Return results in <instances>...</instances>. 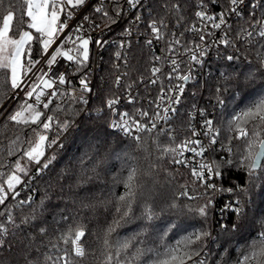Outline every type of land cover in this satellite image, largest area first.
I'll use <instances>...</instances> for the list:
<instances>
[{"label": "trees", "instance_id": "trees-1", "mask_svg": "<svg viewBox=\"0 0 264 264\" xmlns=\"http://www.w3.org/2000/svg\"><path fill=\"white\" fill-rule=\"evenodd\" d=\"M216 1L225 2L212 0L207 9L217 8ZM172 4L181 5L180 11H174ZM14 6L16 0H4L0 26L4 9ZM199 6L200 0H150L151 16L163 18L166 30H185L196 19ZM181 14L183 19L177 23ZM19 19L17 12L13 28ZM24 20L27 22L26 16ZM246 25L242 20L241 26ZM40 48L32 43L33 61L42 56ZM248 54L250 61L221 59L214 63L216 75L191 100L205 107L219 127L212 155L221 173V198H216L215 187H208L210 184L193 175L192 169L174 163L176 153L162 151L174 148L187 135L185 109L172 121L171 138L161 133L160 127L137 141L112 130L108 113L95 111L97 102L81 116V89L71 80L64 89L68 96H58L49 110L41 106L46 115L55 117L47 133L49 139L58 137L62 147L46 149V156L54 153L56 158L39 176H35L36 165L29 164L34 178H24L26 185L17 186L19 196L6 201L19 227L8 225V234L0 237L4 241L0 264H52L65 251L72 264H153L169 259L164 255L168 249L179 245L183 251L186 238L198 232L207 235L189 250H199L206 264H243L244 257L253 252L257 255L252 264H260L264 259L259 255L264 249V238H259L264 231V161L259 170L253 171L245 157L249 144L255 154L264 141V123L254 115L255 105L264 99V38L251 45ZM14 90L10 72L0 70V172L5 174L18 160L26 162L22 156L24 144L14 143L17 138L26 141L32 128L40 131L37 125H16L7 119L24 100V95L11 99ZM250 109L253 114H248ZM56 121H68V129L60 132ZM241 130L246 135L242 136ZM10 149L12 155L8 154ZM131 168L137 170L134 194L121 201L119 198L126 196L124 182ZM213 199L222 213L214 210ZM22 200L28 202L17 207ZM226 202H230L228 209ZM237 204L244 207L242 216L234 211ZM205 205L206 217L199 212ZM4 208L0 205V211ZM4 219L0 217V222ZM78 228L84 231L82 257L75 256L70 240L66 244L62 239L70 229L74 238ZM125 242L128 247L122 248ZM58 264L64 262L59 260Z\"/></svg>", "mask_w": 264, "mask_h": 264}, {"label": "snow or ice", "instance_id": "snow-or-ice-1", "mask_svg": "<svg viewBox=\"0 0 264 264\" xmlns=\"http://www.w3.org/2000/svg\"><path fill=\"white\" fill-rule=\"evenodd\" d=\"M110 3L116 5L114 14L110 15L109 11L104 7V0H100L99 6L94 8V12L99 13L104 17L109 23L115 22V17H118L121 14V9L117 3V0H109ZM85 3V0H16V6L4 9L6 14L2 17V26H0V70H6L10 72L11 77V87L13 89H19L24 93V100L21 102L19 108L14 111L11 115L7 117L9 121L15 122L16 125H24L31 126L37 125L40 128V131H37L36 128L31 129L30 138L26 141L22 140L20 137L17 138V141L14 143H23L24 150L22 152V156L26 157V162L21 163L19 160L15 163L14 168L11 169L10 172L5 174L4 172H0V205H4V211H0V217H4L5 219L0 222V237L6 236L9 232L8 225L12 227H19L16 224L15 218L12 214V209L9 208L6 204V201L11 197V199L15 200L17 196H19V191L17 190V185H25L26 181L24 178L33 179L34 176L31 174L30 169L28 167L29 164H35V176H39L45 170L49 168V166L55 160V154L53 153L51 156H46V149H51L54 146L62 147L58 143V137L56 139H49L47 133L52 128L53 122L55 121V117L52 115H46L44 111L41 110V105L43 110H49L50 105L53 104V101L58 97H66L69 93L66 90H62L60 86L66 85L70 83L67 78L66 72H61L58 77L54 78L50 76V71L52 66L58 64V58L63 57L65 61H67V68H73L76 72H81L82 69L85 68L90 59V51L89 44L90 42H94L96 45L103 47L104 41L95 40L92 41L91 37L82 36L80 33L83 31V25L77 26V28L71 30L75 33L67 34L65 38L60 39L59 43L56 47L52 48V45L57 42L59 33L63 32L67 27V19H71L72 12L68 11L66 13L67 19L61 21V14H65L66 7L76 8ZM127 3L132 8H138L142 4V0H127ZM212 3V0H200L199 10L195 12V16L200 21L211 22V27L213 28H224L227 29V17L229 15H242L241 6L247 4L250 9L249 16L252 18L253 31H248L247 36L253 37L255 34V26H259L258 35L261 38H264V16L260 18L256 17V10L261 9L264 10V0H228V9L227 12H221L218 15L210 14L207 10V6ZM4 7V0H0V9ZM174 11L179 12L181 5L172 4L170 6ZM20 13V19L16 23L13 28V21L16 17V13ZM27 17L30 22H25L24 17ZM89 17L85 16L84 20H88ZM183 16H177V23L182 21ZM141 20V16H136L135 22H139ZM92 27L99 28L100 25H92ZM151 34L156 40L163 39V31L162 29L167 27L165 20L161 18L160 20L152 19L150 24L148 25ZM207 27V26H206ZM28 29V30H26ZM34 30L36 34H33ZM187 31L193 33H199V41L201 43H192L191 46L187 44H182V41L179 37H176L173 41L167 44L165 51L167 53H176L177 58H173L172 55L166 56H156L154 60L157 62H170L171 70L167 73L166 79L169 84L173 78L187 82L192 77L190 75H186L180 72V60H182L183 55H189V62L200 64L201 58L206 54L207 45L205 42V29H200L196 25H191L187 28ZM247 31V30H244ZM10 32L12 36L10 37ZM131 33L129 32V35ZM18 36V38H13ZM180 36H183V33H180ZM227 30L225 31V39L220 42L224 45H228L230 41L226 38ZM237 38H240L239 36ZM38 43L41 45L40 52L41 55L46 58L45 65L47 70H37L34 74L31 82H26L24 77L26 75L24 68L25 64L22 63V57L28 55L27 59V71L31 72L35 64L40 63L39 60L33 61L30 58V51L32 43ZM148 45L153 43V40L147 41ZM68 44H71V47H67ZM27 46V49H26ZM177 46L180 47L181 51L177 52ZM119 47L124 48L125 44L119 45ZM52 48L51 51L49 49ZM11 49V51H9ZM117 58H121V53H116ZM227 59L229 61L233 60V56H228ZM191 69L189 68V71ZM152 75L156 76L162 72L160 67H153L151 69ZM121 80L120 76L116 77V83L119 84ZM152 84L158 83L156 79L150 81ZM79 85L81 87L82 92L91 91L89 88L87 75L84 74L81 76L79 80ZM184 88L183 85H175L168 88L161 86L160 94L158 96V103H156V107L160 108L161 104L166 103L168 106L163 108V116H161L160 112L154 113L152 117H149L151 126L149 127L146 123L141 122L138 119H133L132 115L128 112H125L120 115V122L114 123L112 127L119 128L124 131L125 135L132 136L133 139L139 141L140 137L138 135L133 136V128L131 125H134L136 132H152L154 129H157L158 122L163 120L164 122L169 121L170 115H176L177 109L175 105L179 104L180 96L183 93ZM79 99H82L80 97ZM32 101V102H29ZM87 103L86 100L83 101ZM135 98L132 97L129 99V103H134ZM118 103L117 99H110L107 101V106L109 108H114V106ZM59 107V105H57ZM256 112L254 115L259 116V119L262 123H264V99L260 100L258 104L255 105ZM248 114H253L252 110H249ZM140 116L148 117L149 114L147 111H141L139 113ZM44 116L45 119L42 121L41 117ZM212 120H205L204 127L206 131L204 132L205 136H208L212 130ZM56 127L60 132L66 131L69 127L68 121L58 122L56 121ZM167 133L171 138L173 135L172 129L169 127L168 129L161 128V133ZM197 135L196 130L192 129V136L195 137ZM241 135H246V133L241 130ZM210 143H215V137H211ZM195 145V147H193ZM197 148L200 151H197ZM164 153L172 152L178 155H183L185 151H190L195 155L203 154V145L201 141L198 139H189L181 142L176 145L174 148L165 147L162 149ZM9 155L13 154V150H9ZM264 155V153H253L251 151V144H249V151L245 157V159L249 162V168L255 169L257 167H261L259 161L260 156ZM186 161L184 160H175L174 163L183 164ZM3 167V166H0ZM202 167H207L202 166ZM215 171V170H211ZM6 175V179H4ZM137 175V170L135 168H131L128 173V177L124 182V187L126 189V196H121L119 199L121 201H125L126 197L131 198L134 194L133 190L135 188V177ZM193 175H198V173L193 170ZM208 187H213V185H208ZM31 197H29V201ZM28 201H19L17 207L23 206V204ZM130 207V204H129ZM235 213L238 216H242L244 214V207L242 204H237L234 209ZM199 212L201 215H207V205L199 208ZM124 214H127L126 212ZM27 223V218L23 221ZM235 228V225L233 226ZM44 229H41L43 232ZM207 233L198 232L193 233L192 236L186 238L183 244V251L181 250V246H177L175 248L168 249L164 255L169 259L160 261H153V264H186V261H192V264H206V259H201V253L199 250H189V246L200 241ZM84 236V231L82 228H78L73 233L71 229L69 233L62 237L64 242L67 244L69 240L73 246V251L75 256L82 257L84 253V249L80 244L81 238ZM259 238H264V231L259 233ZM107 243V241H105ZM4 244L3 239H0V247ZM128 244L125 242L122 245V248H127ZM139 250L137 255H139ZM257 253L253 252L251 256H245L243 264H252V259L255 258ZM259 255L264 258V249L261 250ZM195 257V259H193ZM51 260V257H48ZM111 260V257H108ZM62 260L64 264H72L71 259L69 258V254L65 251L64 255L59 257L58 260H53L52 264H58V261ZM260 264H264V259L261 260Z\"/></svg>", "mask_w": 264, "mask_h": 264}, {"label": "built area", "instance_id": "built-area-1", "mask_svg": "<svg viewBox=\"0 0 264 264\" xmlns=\"http://www.w3.org/2000/svg\"><path fill=\"white\" fill-rule=\"evenodd\" d=\"M99 3L100 0H85V3L79 7H66L65 14H61V21L67 19L66 13L68 11L72 12V17L71 19H67V27L63 32L59 33L57 42L52 45V48L56 47L59 40L65 38L67 34L74 36L75 33L71 30L77 28L79 25H83V31L80 33L82 36L91 37L92 41L97 39L102 40L105 42L104 46L100 47L94 42H90V59L81 72H76L73 68H67L66 65L68 62L63 57H59V63L52 66L49 73L50 76L56 78L61 72H66L68 80H75V85L81 89L79 80L82 75L86 74L91 91L82 92L81 90L82 102L84 100L87 101V103L83 102L84 108L81 116H84L89 111L91 105L97 102L95 111L102 113L105 110L108 113L110 128L130 138L133 137L125 135L124 131L119 128L112 127L114 123L120 122V115L128 112L132 115L133 119H138L150 127L151 122L149 117H152L156 112H160L161 116H163V108L168 106L164 103L161 104L160 108L156 107V103L159 102L157 98L160 94L161 86L168 88L175 85H183L184 91L180 96V102L175 105L177 109L176 115H178L179 111L185 109L188 118L185 127L188 133L182 142L189 139L200 140L203 145V154L195 155L190 151H185L183 155L177 154V159L186 161L183 164H179V166L192 170L195 169L199 179L215 187L217 191L216 198H221V173L212 155L214 147L218 144L217 134L219 133V127L208 116V111L205 107L199 102L192 103L191 100L199 96V88H204L208 79L213 74L216 75L214 63L217 61L227 59L228 56H233L234 61L240 59L250 61L248 50L261 37L258 35L259 26H255V33L257 34L253 37L247 36L248 31L254 30V22L248 15L250 12L249 7L247 4L241 6L242 15L240 16L229 15L227 17L228 27L226 29V38L230 41L228 45L220 42L225 39L226 30L224 28H213L211 27V22L200 21L196 18L188 27L196 25L200 29H205L206 35L204 43L207 45L206 54L201 58L202 62L200 64H190L189 55H183L182 60H180V72L190 75L192 78L187 82L173 78L171 84H169L165 77L171 70L170 62H157L154 60V57L172 55L173 58H177L176 53H167L165 51L167 44L176 37L181 39L182 44H187L188 46H191L192 43H201L199 41V33L187 31L188 27L185 30H177L174 28L166 30L163 28V39L156 40L148 27L151 20L155 19L151 16L150 0H142V4L138 8L130 7L127 0H117L122 11L118 17H115L114 23H109L101 14L94 12V8L99 6ZM215 5H217V8L213 10L207 9L210 14L218 15L221 12H227L228 0H225L224 3L216 1ZM104 7L109 11L110 15L114 14L116 5L110 3L109 0H104ZM138 15L141 16V20L135 22V18ZM85 16L89 17V19L84 20ZM261 16H264V10L257 9L256 17L260 18ZM242 20H246L247 22L245 27L241 26ZM92 25H100V27L96 28L92 27ZM129 32L131 33L130 35ZM180 33H183V36H180ZM238 36L240 38H237ZM148 40H153V43L148 45ZM122 43L125 44L124 48L119 47ZM71 46V44L67 45V47ZM180 51V47L177 46V52ZM117 52L121 53V58L119 59L116 56ZM37 60L40 63L35 64L32 71L25 75L24 79L26 82H31L37 70H47L45 65L46 58L40 56ZM154 66L162 69V72L156 76H153L151 72ZM189 68L191 69L190 71ZM144 70L146 72H143ZM117 76L121 77L119 84L116 83ZM153 79H156L158 83H150ZM67 85H62L60 88L64 90ZM22 95H24L23 91L15 89L11 95V99L16 100ZM132 97L135 98V102L129 103V99ZM117 98L118 103L114 108H109L107 101ZM141 111H147L149 116H140L139 113ZM176 115H170L168 122H164L163 120L159 121L157 128L163 127L168 129L171 127ZM205 120L213 121L212 130L208 136L204 135L206 131L204 127ZM130 126L133 128V136L138 135L141 138L144 134L148 133L147 131L138 133L135 131L134 125L130 124ZM193 128L197 132L195 137L192 136ZM213 136L215 137V143H210L211 137ZM197 151H200V149L197 148ZM205 165L207 167H202ZM22 187L24 185H20L19 188ZM229 192L231 193V189H228ZM215 201L213 199L211 204L214 210H217L216 212L220 214L222 213V208L220 209ZM224 206L228 209L230 202H226Z\"/></svg>", "mask_w": 264, "mask_h": 264}, {"label": "rangeland", "instance_id": "rangeland-1", "mask_svg": "<svg viewBox=\"0 0 264 264\" xmlns=\"http://www.w3.org/2000/svg\"><path fill=\"white\" fill-rule=\"evenodd\" d=\"M27 22H30V21L28 20V18H27ZM26 30H28V29H26ZM29 31H32L33 34H34V36H35V35H38V34L35 33L34 30H29ZM11 36H12V34H11V32H10V37H11ZM13 38H18V36H15V37H13ZM26 49H27V46H26ZM49 50H50V49H49ZM9 51H11V49H10ZM30 53H31V51H30ZM28 58H29L28 55H25L24 57H22V63L25 64L24 71H25L26 74L28 73V71H27V59H28ZM45 154H46V152H45ZM17 186H18V185H17Z\"/></svg>", "mask_w": 264, "mask_h": 264}, {"label": "water", "instance_id": "water-1", "mask_svg": "<svg viewBox=\"0 0 264 264\" xmlns=\"http://www.w3.org/2000/svg\"><path fill=\"white\" fill-rule=\"evenodd\" d=\"M258 152H259V153H264V141L261 143ZM258 152H257V153H258ZM263 161H264V155H261V156H260V161H259L260 165H262ZM259 169H260V167H257V168L252 169V170H253V171H257V170H259Z\"/></svg>", "mask_w": 264, "mask_h": 264}]
</instances>
